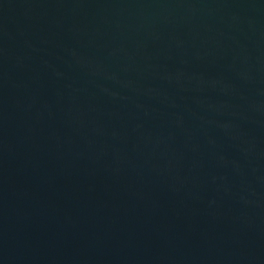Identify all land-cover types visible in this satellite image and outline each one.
I'll return each mask as SVG.
<instances>
[{
  "label": "water",
  "instance_id": "95a60500",
  "mask_svg": "<svg viewBox=\"0 0 264 264\" xmlns=\"http://www.w3.org/2000/svg\"><path fill=\"white\" fill-rule=\"evenodd\" d=\"M0 264H264V0H0Z\"/></svg>",
  "mask_w": 264,
  "mask_h": 264
}]
</instances>
